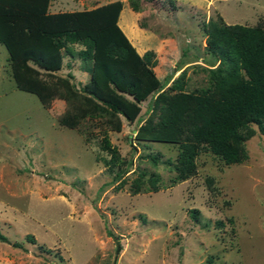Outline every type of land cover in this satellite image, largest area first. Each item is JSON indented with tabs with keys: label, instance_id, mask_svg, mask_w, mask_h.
<instances>
[{
	"label": "rangeland",
	"instance_id": "rangeland-1",
	"mask_svg": "<svg viewBox=\"0 0 264 264\" xmlns=\"http://www.w3.org/2000/svg\"><path fill=\"white\" fill-rule=\"evenodd\" d=\"M107 1L51 0L48 9ZM122 1L121 30L148 53L159 79L174 77L183 90L206 85L201 65L216 64L205 46L207 22L264 27V0ZM70 46L74 54L63 53L59 69L39 70L52 89L43 104L15 87L0 43V264H264V133L252 124L240 162L200 151L195 171L172 183L177 144L134 137L150 98L118 130L106 111L77 116L72 128L58 123L62 114L87 111L80 89L87 63L76 55L82 45ZM61 77L82 94L62 98ZM104 136L122 161L103 163Z\"/></svg>",
	"mask_w": 264,
	"mask_h": 264
},
{
	"label": "trees",
	"instance_id": "trees-1",
	"mask_svg": "<svg viewBox=\"0 0 264 264\" xmlns=\"http://www.w3.org/2000/svg\"><path fill=\"white\" fill-rule=\"evenodd\" d=\"M49 3L0 0V43L7 51L15 87L34 93L43 104L51 98L52 89L38 76L39 70L52 73L59 69L63 53L74 54L70 44L82 45L76 55L87 63L89 72L80 88L87 111L62 114L59 124L72 128L77 116L106 111L116 118L112 128L118 130L122 119H138L139 102L150 98L149 112L134 129V137L177 144L172 183L195 171L200 151L208 150L225 163L240 162L246 156L243 141L255 132L252 124L264 133L262 25L225 23L221 17L207 22L205 46L216 64L201 65L208 73L206 85L183 90L181 84L174 85V77L169 83V77L159 79L149 65L148 53H138L121 30L117 19L122 0L58 11H49ZM60 79L65 87L62 98L81 93L67 78ZM101 148L109 153L108 158L101 157L104 164L122 161L105 136ZM120 174L116 171L115 179ZM150 177L156 179L157 174ZM134 182L132 190L137 192L142 180ZM157 188L152 181L149 189ZM197 214V208L190 209L193 219ZM0 238L5 237L0 234Z\"/></svg>",
	"mask_w": 264,
	"mask_h": 264
},
{
	"label": "crops",
	"instance_id": "crops-1",
	"mask_svg": "<svg viewBox=\"0 0 264 264\" xmlns=\"http://www.w3.org/2000/svg\"><path fill=\"white\" fill-rule=\"evenodd\" d=\"M51 1V0H50ZM51 5V3H49ZM58 10H61V9H58ZM58 10H53V11H58ZM50 11V10H49Z\"/></svg>",
	"mask_w": 264,
	"mask_h": 264
}]
</instances>
